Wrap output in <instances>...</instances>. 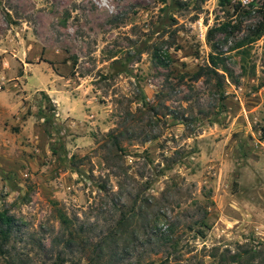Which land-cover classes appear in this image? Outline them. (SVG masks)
<instances>
[{
  "label": "rangeland",
  "instance_id": "1",
  "mask_svg": "<svg viewBox=\"0 0 264 264\" xmlns=\"http://www.w3.org/2000/svg\"><path fill=\"white\" fill-rule=\"evenodd\" d=\"M259 4L0 0V209L19 225L11 249L51 264L66 236L58 207L81 236L107 235L125 251L111 264L158 255L144 251V230L165 224L188 250L179 264L239 244L264 263V31L244 37ZM226 23L210 41L229 73L194 78L211 50L206 30ZM145 198L143 229L130 206ZM87 253L65 251L62 264H86Z\"/></svg>",
  "mask_w": 264,
  "mask_h": 264
},
{
  "label": "trees",
  "instance_id": "2",
  "mask_svg": "<svg viewBox=\"0 0 264 264\" xmlns=\"http://www.w3.org/2000/svg\"><path fill=\"white\" fill-rule=\"evenodd\" d=\"M220 4H224L229 2V0H218ZM241 7L239 2L233 4V8L238 9ZM259 11V18L249 26L248 34L244 37L249 39L248 41H252L257 39L262 32L264 31V0H260V4L258 6ZM226 24H219L217 26L209 27L206 30V38L210 41L211 34L213 35L212 31L217 29H223ZM238 25L232 24L231 32L238 29ZM241 42L237 43L236 45H240ZM211 50L207 56V62L202 64L193 71L192 76L194 78H198L200 76L205 77H213L215 75H222L221 72H218V69L222 71H226L229 73L225 62L223 61L220 52L217 49V46L213 41H210ZM154 56H157L156 51L153 52ZM264 84V82H261ZM260 84V85H261ZM109 134V132H107ZM113 144H116L115 136H112L111 139ZM97 186L101 189L105 188V185L102 183L97 184ZM149 206L148 198H145L144 201H141L139 204L135 206V201L130 206L131 212L134 214H138L141 218V225L143 229H145L150 223V217L148 212L145 209H141V207ZM135 211V212H134ZM205 210L195 219L197 222V228L193 229L194 234L200 237L204 236L203 228L208 227L207 222L205 221ZM158 214H155V218ZM56 217L59 221L60 226L62 227L63 231L65 232L66 236L62 240L63 241V248L58 249L55 253L54 259L52 260L51 264H62L65 258V251L68 253H73V251H80L81 253H85L86 250L89 251L84 258L86 259V264H111L110 258H122L124 255V250L118 251L115 248L110 249L109 242L107 235L100 236L96 241L92 242L88 240L86 237L81 236L78 229L73 226L72 221L67 216L65 212H63L58 207L56 208ZM191 227L190 225H188ZM19 229V225L17 224L15 217L7 212L6 208L0 209V255L4 257V264H27L23 257L11 249V246L8 245L10 240L13 239L14 235L17 233ZM146 235L145 244H149L151 240L154 239L157 246H150L147 248V245L144 251L151 252V253H158V255L149 257L145 260V262L139 264H179V260L181 259L180 256L183 255V251H188L187 248L183 250V247L178 246V239L174 235V231L170 224H165L163 228L159 230H144ZM78 237V239H76ZM59 240H57L58 242ZM75 243V244H74ZM239 249L234 250L228 254L221 253L218 255V258H215L214 253H210L211 258H215L214 260H209L204 262V260H200L198 264H264L262 260L257 259V256L260 254L251 246H244L239 244ZM203 247V245H202ZM65 249V250H64ZM109 249L108 258L104 259L106 251ZM115 258V259H116Z\"/></svg>",
  "mask_w": 264,
  "mask_h": 264
},
{
  "label": "built area",
  "instance_id": "3",
  "mask_svg": "<svg viewBox=\"0 0 264 264\" xmlns=\"http://www.w3.org/2000/svg\"><path fill=\"white\" fill-rule=\"evenodd\" d=\"M242 2H246L247 0H241Z\"/></svg>",
  "mask_w": 264,
  "mask_h": 264
}]
</instances>
